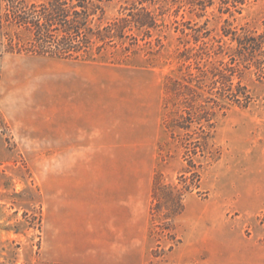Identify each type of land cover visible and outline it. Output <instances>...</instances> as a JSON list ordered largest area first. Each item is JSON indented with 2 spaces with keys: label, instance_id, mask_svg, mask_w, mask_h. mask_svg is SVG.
I'll return each mask as SVG.
<instances>
[{
  "label": "rangeland",
  "instance_id": "obj_1",
  "mask_svg": "<svg viewBox=\"0 0 264 264\" xmlns=\"http://www.w3.org/2000/svg\"><path fill=\"white\" fill-rule=\"evenodd\" d=\"M102 8L101 26L145 11L156 24L148 35L131 23L127 37L100 51L96 42L89 57L0 44V264H264L261 55L238 58L252 100L216 115L195 157L200 186L169 221L178 242L150 211L156 173L171 185L186 166L165 127L168 78L188 64L197 75L193 54L204 66L210 47L208 65L229 61L236 42L224 29L264 33V0H102Z\"/></svg>",
  "mask_w": 264,
  "mask_h": 264
},
{
  "label": "trees",
  "instance_id": "obj_2",
  "mask_svg": "<svg viewBox=\"0 0 264 264\" xmlns=\"http://www.w3.org/2000/svg\"><path fill=\"white\" fill-rule=\"evenodd\" d=\"M103 15L102 0H5L0 12V44L5 39L9 50L27 51L54 57H89L96 42L98 51L114 39L127 37L125 28L131 23L137 28L145 27L149 35L155 20L149 11L115 17L105 25L100 22ZM232 34L236 42L229 61L218 60V65H208L211 47L204 53V66H200V55L193 54L197 75L187 72L181 77H169L166 83L165 127L171 138L177 139L183 149L186 166L173 184H163L161 175L156 173L152 187L153 217L161 215L159 232L166 238L178 242L171 221L184 210V198L200 186V163L195 160L202 156L215 128V117L232 104L246 107L252 100L247 87L239 75L238 58L246 61L256 55L259 65L264 59V33H246L238 36L235 30L224 29ZM222 46L219 45V48ZM190 51L189 49L187 50ZM213 52L218 53L220 51ZM190 59V55H185ZM264 101V97H263ZM180 131V133H177ZM170 221V222H169ZM172 244L169 246L170 250ZM156 254V249L154 250Z\"/></svg>",
  "mask_w": 264,
  "mask_h": 264
},
{
  "label": "crops",
  "instance_id": "obj_3",
  "mask_svg": "<svg viewBox=\"0 0 264 264\" xmlns=\"http://www.w3.org/2000/svg\"><path fill=\"white\" fill-rule=\"evenodd\" d=\"M117 237H118V235H117ZM120 247H121V249L123 248V234H120Z\"/></svg>",
  "mask_w": 264,
  "mask_h": 264
}]
</instances>
